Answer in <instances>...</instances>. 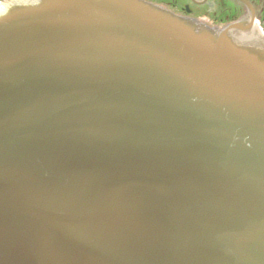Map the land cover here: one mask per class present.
<instances>
[{
    "label": "water",
    "instance_id": "obj_1",
    "mask_svg": "<svg viewBox=\"0 0 264 264\" xmlns=\"http://www.w3.org/2000/svg\"><path fill=\"white\" fill-rule=\"evenodd\" d=\"M0 264H264V38L5 1Z\"/></svg>",
    "mask_w": 264,
    "mask_h": 264
},
{
    "label": "flooded vegetation",
    "instance_id": "obj_2",
    "mask_svg": "<svg viewBox=\"0 0 264 264\" xmlns=\"http://www.w3.org/2000/svg\"><path fill=\"white\" fill-rule=\"evenodd\" d=\"M179 16L221 26L236 20L253 23L264 32V0H145Z\"/></svg>",
    "mask_w": 264,
    "mask_h": 264
}]
</instances>
